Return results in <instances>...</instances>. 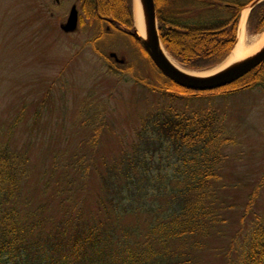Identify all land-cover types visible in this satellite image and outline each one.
<instances>
[{
	"label": "trees",
	"instance_id": "1",
	"mask_svg": "<svg viewBox=\"0 0 264 264\" xmlns=\"http://www.w3.org/2000/svg\"><path fill=\"white\" fill-rule=\"evenodd\" d=\"M121 1L117 8L108 0H86L83 13L95 26L102 27L98 16L111 14L128 25L130 1ZM154 1L162 44L182 65L209 68L229 54L244 2ZM249 21L254 33L264 27V2ZM99 35L97 40L104 33ZM221 36L225 39L214 46L211 41ZM185 40L199 49L190 50ZM154 69L150 80L136 78V83L161 99L140 117L129 146L109 160L101 158L99 171L96 150L108 129L106 112L81 109V124L90 131L81 143L90 149L54 159L49 178L55 212L22 196L29 157L0 137V264H193L194 254L207 250L220 264H264V214L257 209L264 170L240 205L223 198L233 187L224 168L236 138L215 105L218 96L257 86L264 63L233 84L206 92L181 88ZM95 171L98 192L91 209L85 195Z\"/></svg>",
	"mask_w": 264,
	"mask_h": 264
},
{
	"label": "rangeland",
	"instance_id": "2",
	"mask_svg": "<svg viewBox=\"0 0 264 264\" xmlns=\"http://www.w3.org/2000/svg\"><path fill=\"white\" fill-rule=\"evenodd\" d=\"M108 1L117 8L122 5L121 0ZM129 1L132 9L133 0ZM72 5L80 13L83 0H0V137L8 138L11 148L28 155L30 172L21 194L32 205L44 202L48 212L58 209L53 179L49 178L54 159H68L75 151L90 149L81 143L90 133L81 124V109L88 105L87 110L106 112L108 129L96 150L99 171L101 158L109 160L129 146L140 117L161 99L136 83V78L150 80L155 69L133 38L112 31L98 41L105 25L96 27L83 11L74 32L62 31ZM250 24L254 22L245 27L249 40L256 38L250 35ZM216 38L210 41L219 47L225 37ZM187 41L190 50L199 49ZM109 52L124 57L126 64L114 63ZM218 64L204 69L182 66L201 73ZM215 101L236 138L224 168L225 179L233 187L222 195L238 206L264 170V76L257 86L218 96ZM98 171L92 172L87 183L85 205L91 209L98 192ZM59 174L57 168L56 178ZM257 209L264 214V187ZM237 213V208L230 212L231 226L236 225ZM221 261L207 250L194 254L193 264Z\"/></svg>",
	"mask_w": 264,
	"mask_h": 264
},
{
	"label": "water",
	"instance_id": "3",
	"mask_svg": "<svg viewBox=\"0 0 264 264\" xmlns=\"http://www.w3.org/2000/svg\"><path fill=\"white\" fill-rule=\"evenodd\" d=\"M137 2L141 8L143 23L145 27V35H140L134 27L129 31L134 39L140 43L157 70L175 85L192 91H212L228 86L238 79L242 78L253 69L264 62V43L252 54L247 57L235 61L213 73L194 75L172 62L167 55L159 34L156 19V11L154 0H133V4ZM261 0H255L250 4V9ZM77 26V11L73 6L67 21L61 26L65 32H72ZM118 63H124L123 59H118L114 53L109 54Z\"/></svg>",
	"mask_w": 264,
	"mask_h": 264
},
{
	"label": "bare ground",
	"instance_id": "4",
	"mask_svg": "<svg viewBox=\"0 0 264 264\" xmlns=\"http://www.w3.org/2000/svg\"><path fill=\"white\" fill-rule=\"evenodd\" d=\"M248 13V9H245L242 13L241 16V26H240V30H239V35H238V39H237V43L233 49V52L231 55L228 56V58L226 59V61L219 65L218 67L212 69L210 71V73H213L235 61H238L240 59H243L245 57H247L248 55L254 53L263 43H264V33L259 36L258 38H252L251 40H249V37L246 36L245 32H244V21L246 19ZM133 19H134V26L136 28V31L144 36L145 35V27H144V23H143V17H142V12H141V8H139L137 2L135 1V3L133 4ZM226 48V45L224 44L223 46L220 47L219 50H217V52H215L212 57L219 55L220 53H222L224 51V49ZM170 59L172 60V62L174 64H176L177 66L180 67V65L172 58L170 57ZM181 68V67H180ZM189 73H193L194 75H202L201 73L198 72H189ZM207 74V73H206Z\"/></svg>",
	"mask_w": 264,
	"mask_h": 264
},
{
	"label": "flooded vegetation",
	"instance_id": "5",
	"mask_svg": "<svg viewBox=\"0 0 264 264\" xmlns=\"http://www.w3.org/2000/svg\"><path fill=\"white\" fill-rule=\"evenodd\" d=\"M85 2H86V0H83V5L81 7V12L78 13V23L80 22L81 14H82L83 8L85 6ZM73 6L74 5H72L70 7L68 15L70 14ZM233 9H236V6H233ZM98 18L100 19V22L102 23V26L105 25V28H104L105 31L104 32L102 31L101 32L102 34L103 33L106 34V33L112 32V31H116L118 33H121V34H124V35H127V36L131 37V35L128 32V30H131L132 26H133V19H132V14H131V9L130 8H129L128 17H127L128 18V22H129L128 25L124 21H121L122 20L121 18L117 19L112 14L109 15V16H98ZM87 19L89 20V18H87ZM99 33H100V31H99Z\"/></svg>",
	"mask_w": 264,
	"mask_h": 264
}]
</instances>
